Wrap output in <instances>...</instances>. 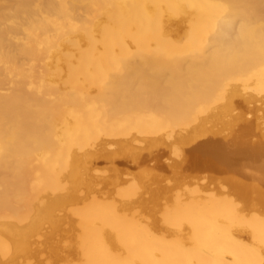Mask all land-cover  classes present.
I'll list each match as a JSON object with an SVG mask.
<instances>
[{
	"label": "bare ground",
	"instance_id": "6f19581e",
	"mask_svg": "<svg viewBox=\"0 0 264 264\" xmlns=\"http://www.w3.org/2000/svg\"><path fill=\"white\" fill-rule=\"evenodd\" d=\"M254 103L264 0H0V264H264Z\"/></svg>",
	"mask_w": 264,
	"mask_h": 264
},
{
	"label": "rangeland",
	"instance_id": "374dc122",
	"mask_svg": "<svg viewBox=\"0 0 264 264\" xmlns=\"http://www.w3.org/2000/svg\"><path fill=\"white\" fill-rule=\"evenodd\" d=\"M243 101V99H241V98H238L237 99V102H239V101ZM258 105H260V106H258ZM249 106V105H248ZM258 106V107H257ZM250 107H251V110L249 111V109H250ZM238 108H241V109H238ZM243 110V111H242ZM237 111H239V112H237ZM264 104L261 106V104L260 103H254V104H252V105H250L249 107H247L246 105H241V106H237L236 107V111L235 112H237V114H243V118H244V121L243 122H240V126L239 127H237V128H235L236 130L238 129V130H242V128H243V125H245L246 123H247V121H246V119H247V116L248 115H250V117L248 116V118H249V120H251V122H253L252 124H258V123H261L260 122V120H259V116L260 115H262L264 112ZM249 112V113H248ZM260 113H262V114H260ZM263 116H264V114H263ZM262 116V117H263ZM248 120V119H247ZM264 121V118H261V121ZM246 121V122H245ZM257 121H259V122H257ZM262 121V122H263ZM257 122V123H256ZM234 125H235V123H234ZM237 125H238V123H237ZM236 125V126H237ZM235 126V127H236ZM219 127H220V125H219ZM235 130V131H236ZM234 131V130H233ZM186 149H187V152L189 153V152H192V150H190V147H186ZM183 149H181V151H182ZM185 153L186 152H183V154L185 155ZM173 158H174V156H172ZM176 159V158H175ZM186 164V165H185ZM184 165H183V167H182V170H179V171H177V172H168L167 174H166V179H168L169 181H179L180 183L182 182V183H190V182H196L198 179H201V178H203V177H213V178H215L216 179V181H217V183L219 182V184H220V182H221V184H224L225 183V181H226V175L225 174H217L216 172H212V168H207V167H204V166H198V167H194V166H191V163H185ZM104 170L106 171V170H108V166H106V165H100L98 168H97V171L99 172V171H102L103 173H104ZM180 172V173H179ZM207 172V173H206ZM183 174V175H182ZM207 175V176H206ZM177 177V178H176ZM222 177V178H221ZM174 178V179H173ZM225 180H224V179ZM221 179V180H220ZM138 183V182H137ZM136 185V184H135ZM142 185H141V183H139L138 184V186H136L137 188L138 187H141Z\"/></svg>",
	"mask_w": 264,
	"mask_h": 264
}]
</instances>
